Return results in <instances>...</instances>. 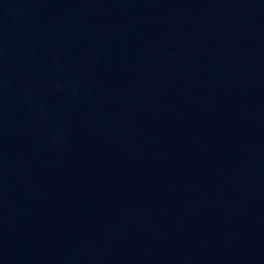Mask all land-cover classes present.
Listing matches in <instances>:
<instances>
[{"label": "water", "instance_id": "water-1", "mask_svg": "<svg viewBox=\"0 0 264 264\" xmlns=\"http://www.w3.org/2000/svg\"><path fill=\"white\" fill-rule=\"evenodd\" d=\"M0 264H264V0H0Z\"/></svg>", "mask_w": 264, "mask_h": 264}]
</instances>
